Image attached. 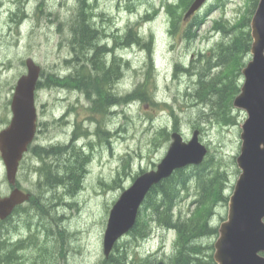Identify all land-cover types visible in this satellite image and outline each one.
Wrapping results in <instances>:
<instances>
[{"label":"rangeland","instance_id":"1","mask_svg":"<svg viewBox=\"0 0 264 264\" xmlns=\"http://www.w3.org/2000/svg\"><path fill=\"white\" fill-rule=\"evenodd\" d=\"M188 1L91 0L90 3L95 6L97 26L106 34L103 41L107 47L117 43L118 53L129 61L122 78L112 83V91L124 94L146 80L153 98L159 103L166 101L178 115V132L185 141L198 129L192 124L197 123L199 141L208 149L206 156L213 154L214 160L219 158L227 173L225 194L229 197L240 172L236 157L241 145L240 124L246 113L232 106L234 122L229 124L216 122L212 115L205 117L206 111L198 113L197 108L190 106L193 101L184 95L190 85L188 76L176 78L172 71L176 62L188 65L201 60V52L209 53L211 46L220 39L216 34V22L228 24L239 20L246 14L251 1L222 0L224 3L220 4V0H208L196 15L201 22L192 29L196 32L191 38L183 34L188 22L183 20ZM74 2L0 0V128L7 126L11 118L13 89L18 77L26 73L25 59L30 57L40 66L39 78L44 84L35 93L38 130L31 146L66 145L75 131L77 142L62 157L66 155L71 162L79 152L89 157L86 172L72 195L67 192L71 187L68 169L62 173L65 178L60 186H48L45 179L38 185L39 176L35 170L39 160L28 150L19 166L17 179L24 189L33 191V202L23 208L18 225L8 224L10 240L19 239L20 233L27 237L32 232L29 242L19 250L23 264H100L104 258L103 234L112 204L132 183L134 176L141 170L153 168L165 154L170 139L164 140L163 136L155 134L156 131L165 125L169 132L173 131L169 109L159 104L136 100L128 105L108 107L104 112L92 111L88 109L90 99L84 92L46 86L49 75L74 70L73 62L65 61L74 56L69 28ZM174 18H178L179 28L172 34L171 20ZM128 26L139 30L145 45H121ZM250 58L249 54L246 63ZM149 59L152 69L148 68ZM242 82L243 76L240 86ZM102 127L109 130L107 141L102 138ZM54 158L53 163L59 159ZM118 176L119 180L113 182ZM194 192L191 183L189 194ZM192 199L191 195L182 197L176 210L188 212L193 208ZM227 202L216 205L211 217L213 225L219 226L226 219ZM26 221L31 222L30 230ZM216 238H206L204 243L213 244ZM174 241L173 230L153 224L149 238L135 248L136 262L168 264L170 257L176 254Z\"/></svg>","mask_w":264,"mask_h":264},{"label":"trees","instance_id":"2","mask_svg":"<svg viewBox=\"0 0 264 264\" xmlns=\"http://www.w3.org/2000/svg\"><path fill=\"white\" fill-rule=\"evenodd\" d=\"M90 1L75 0L74 2L69 27L74 56L65 59L66 62H73L74 70L66 74L53 73L49 75L46 86H49V88L52 86L67 89L74 88L84 92L90 99L88 109L92 111L102 110L104 112L108 107H117L118 104L128 105L136 100H147L151 104H159L164 106L165 109L167 107L172 115L171 129L179 131L178 115L174 113L173 108L166 101L159 103L153 98V92L149 91L146 80L139 82L133 90L124 94H117L118 92L112 91V83H116L122 78L124 70L129 66V61L118 53L117 43L113 47H107L105 41H103V36L106 34L96 24L95 6ZM220 1V4L224 3L222 0ZM250 1L247 15L243 14L239 20L233 23L230 21L228 24L220 20L216 22L218 26L216 34L220 35V39L211 46L209 53L204 54L201 52L200 57L202 59L196 62L191 61L188 65L183 62H176L172 71L176 78L183 75L188 76L190 79V85L186 87L184 92L187 99L193 101L190 106L197 108L198 113L206 111L203 115L205 117L212 115L218 123L229 124L234 122L232 102L239 93V82L242 78L241 70L250 54L252 42L250 20L258 2V0ZM190 2L191 0L187 2L185 9ZM200 22L201 19L197 17L188 22L186 30L183 31L184 36L189 38L195 36L196 31H192V29ZM178 24V18L171 20L170 32L172 34L178 32ZM125 31L127 32L123 34L124 40L121 41V45L146 44V42H142V36L138 33L139 30L133 26H128ZM148 68H153L150 59ZM149 75L151 74L149 73ZM42 86L44 84L39 79L36 88L39 89ZM153 86L155 87V85ZM201 104H204L203 108H201ZM192 124H194V128L199 130L197 123ZM167 126L160 127L155 133L163 136L166 141L169 140L170 134ZM101 133L103 134V140L107 141L109 130L102 127ZM75 138L76 132L74 131L68 145L55 144L46 147L35 144L29 146L28 150H31L34 158L41 161H38V168L44 167L43 171L41 168L35 170L38 176L40 175L38 185L42 184L43 179H46L45 184L48 186L61 185L65 178L62 177V173L68 169L70 171L67 177L71 181V187H68L67 192L72 195L75 193L78 182L84 176L86 164L89 161V157L80 155V152L76 153L74 159L77 164L75 161L71 162L66 155L62 157L67 150L74 148L77 142ZM153 139H155V136ZM34 153L39 155L36 156ZM54 157L60 160H56V164L53 163ZM68 161L70 162L68 163ZM117 180H119V176L113 182ZM191 183L195 187L193 194H189ZM226 183L227 173L221 167V160L219 158L214 160L213 154L207 155L199 165H191L174 171L168 178L161 180L149 189L133 227L121 240L115 243L112 252L107 258L104 257L100 264H138L135 248H138L139 244L149 238L155 223L159 227L171 229L175 233L176 254L170 257L168 264H215L212 256L213 244L210 242L204 243V240L218 235V226L211 223V217L217 204L228 201L229 197L225 194ZM188 195L193 197L191 201L193 208L188 212H182L180 209L176 210L179 200ZM32 199L30 201H33ZM36 199L38 202L39 197L37 198V195ZM23 241V239H18L17 242H14V246L9 248L3 255L4 257L0 254V264H23V259H20L21 255L19 254V249L23 247ZM10 260L15 261L11 263Z\"/></svg>","mask_w":264,"mask_h":264},{"label":"water","instance_id":"3","mask_svg":"<svg viewBox=\"0 0 264 264\" xmlns=\"http://www.w3.org/2000/svg\"><path fill=\"white\" fill-rule=\"evenodd\" d=\"M206 0H193L185 13L187 19ZM251 58L242 68L243 82L233 99L246 118L240 124V151L236 165L240 170L227 203V216L218 228L213 247L215 264H264V0H258L250 20ZM26 73L15 83L10 101L9 124L0 131V153L6 179L14 185L17 169L36 132L35 90L40 66L25 59ZM169 146L154 168L138 174L122 190L109 210L102 240L104 257L134 225L139 208L149 189L187 165L202 163L207 148L199 141V131L184 140L178 131L170 132ZM29 194L15 187L0 197V218L28 200ZM157 264H164L159 261Z\"/></svg>","mask_w":264,"mask_h":264},{"label":"flooded vegetation","instance_id":"4","mask_svg":"<svg viewBox=\"0 0 264 264\" xmlns=\"http://www.w3.org/2000/svg\"><path fill=\"white\" fill-rule=\"evenodd\" d=\"M208 1V0H207ZM206 4V3H205ZM204 4V5H205ZM203 5V6H204ZM202 6V7H203ZM201 7V8H202ZM188 8V7H187ZM187 8L184 10V14L187 10ZM201 8L196 11L194 14H192L187 20L188 22H190L194 17H196L197 13L201 10ZM186 22V20H184ZM187 22V23H188ZM186 23V24H187ZM185 24V25H186ZM6 123V121H5ZM6 127V126H5ZM4 127V128H5ZM4 128H0V131ZM38 130V129H37ZM36 130V132H37ZM23 160V159H22ZM22 160L20 162H22ZM19 162V166L21 165V163ZM18 166V167H19ZM19 169V168H18ZM15 187L21 189L22 191L26 192L29 194V198L28 200H26L25 202H22L18 205H16L12 212L6 216L5 218H0V254L3 256L8 250L9 248L13 247L14 246V242H17L16 240H10L9 237H8V232H9V226L8 224L12 223V224H16L18 225V217H21L22 213H23V210L25 209V205H28L29 203H31L30 199L33 198L34 196V193L29 191L28 189H24L20 183L18 182V179H17V174H16V181H15V184L12 185L10 183H8L7 179H6V168H5V165L3 163V160L1 158V153H0V197L3 198V197H6L11 191L12 189H14ZM32 193V194H31ZM32 195V196H31ZM24 208V209H23ZM26 224H28V230H30V225H31V222L29 221H26ZM11 232V230H10ZM18 238L19 239H23V245H25L27 242H29V240L31 239V237L29 236H32V232H29V235L27 237H24L22 236V234L20 233ZM26 238V239H25ZM9 247V248H8ZM19 248V247H18ZM17 248V249H18ZM22 249V248H21ZM7 250V251H6ZM20 250V249H19Z\"/></svg>","mask_w":264,"mask_h":264},{"label":"bare ground","instance_id":"5","mask_svg":"<svg viewBox=\"0 0 264 264\" xmlns=\"http://www.w3.org/2000/svg\"><path fill=\"white\" fill-rule=\"evenodd\" d=\"M83 3H84V2H83ZM88 23H89V22H88ZM90 24H91V23H90ZM92 27H93V26H92ZM95 28H96V27H95ZM95 28H94V29H95ZM109 51H110V50H109ZM115 58H116V57H115ZM117 58H118V56H117ZM111 63H112V62H111ZM126 64H127V63H126ZM109 65H110V64H109ZM188 67H189V66H188ZM178 68H180V67H178ZM176 70H177V69H176ZM176 70H175V71H176ZM182 70H183V68H182ZM185 72H186V71H185ZM193 73H194V72H193ZM193 73H191V74H193ZM187 74H188V73H187ZM192 76H193V75H192ZM195 76H196V75H195ZM206 76H207V75H206ZM194 80H196V79H194ZM197 80H198V79H197ZM195 87H196V86H195ZM197 90H198V88H197ZM110 91H111V90H110ZM104 93H105V92H104ZM87 94H88V92H87ZM107 94H108V93H107ZM111 94H112V93H111ZM105 96H106V95H105ZM108 96H109V95H108ZM108 96H107V97H108ZM110 96H111V95H110ZM99 98H101V97H99ZM111 98H113V97H111ZM101 100H102V99H101ZM108 100H109V99H108ZM116 100H117V99H116ZM98 102L100 103V101H98ZM108 102H109V101H108ZM99 103H98V104H99ZM102 103H103V102H102ZM102 103H101V104H102ZM114 103H115V102H114ZM116 103H117V102H116ZM199 104H200V103H199ZM102 105H103V104H102ZM106 105H107V104H106ZM111 105H112V104H111ZM201 105H202V104H201ZM112 107H113V106H112ZM109 108H110V107H109ZM111 112H113V111H111ZM203 112H204V111H203ZM59 119H60V118H59ZM107 132H108V131H107ZM106 140H107V139H106ZM69 143H70V142H69ZM105 143H106V142H105ZM67 145H68V143H67ZM64 147H65V146H64ZM57 149L59 150V148H57ZM64 149H65V148H64ZM38 151H39V150H38ZM46 151H47V150H46ZM56 151H57V150H56ZM63 151H64V150H63ZM43 152H44V151H43ZM64 152H65V151H64ZM45 153H46V152H45ZM45 153H44V154H45ZM68 153H69V152H68ZM34 154H35V153H34ZM81 154H82V153H81ZM32 155H33V154H32ZM35 155H36V154H35ZM38 155H39V154H38ZM38 155H36V156H38ZM46 155H47V154H46ZM45 157H46V156H45ZM84 157H85V156H84ZM38 158H40V157H38ZM54 160H56V159H54ZM58 160H59V159H58ZM39 161H40V160H39ZM59 161H60V160H59ZM40 162H41V161H40ZM42 162H44V161H42ZM47 162H48V161H47ZM55 162H56V161H55ZM20 163H21V162H20ZM21 164H22V163H21ZM43 164H44V163H43ZM45 165H46V164H45ZM45 165H44V166H45ZM53 165H54V164H53ZM58 165H59V164H58ZM28 168H29V167H28ZM39 168H41V167H39ZM39 168H38V169H39ZM43 168H44V167H43ZM43 168H41V170H42ZM34 169H35V168H34ZM27 171H28V170H27ZM38 171H39V170H38ZM42 171H43V170H42ZM79 175H80V174H79ZM33 176H34V175H33ZM39 176H40V175H39ZM46 178H48V177H46ZM48 179H49V178H48ZM43 180H44V179H43ZM43 180H42V181H43ZM45 180H46V179H45ZM48 181H49V180H48ZM44 182H45V181H44ZM33 184H34V183H32V185H33ZM36 184H37V183H36ZM47 184H48V183H47ZM34 185H35V184H34ZM34 185H33V186H34ZM49 186H50V185H49ZM59 186H60V185H59ZM33 188H34V187H33ZM46 189H47V188H46ZM58 189H59V188H58ZM35 190H36V189H35ZM47 190H48V189H47ZM48 191H49V190H48ZM32 192H33V191H32ZM31 194H32V193H31ZM31 196H32V195H31ZM35 199H36V198H35ZM35 201H36V200H35ZM32 202H33V201H32ZM33 204H34V203H33ZM33 204H32V206H33ZM35 204H36V203H35ZM35 206H36V205H35ZM35 210H36V209H35ZM27 213H28V212H27ZM37 214H38V213H37ZM29 216H32V215H29ZM33 222H34V221H33ZM144 240H145V239H144ZM22 244H23V243H22ZM19 245H20V244H19ZM8 248H9V247H8ZM6 251H7V250H6ZM3 257H4V256H3ZM8 258H9V257H8ZM14 259H15V258H14ZM10 261H11V260H10ZM13 261H15V260H12L11 263H12ZM2 262H3V261H2ZM9 263H10V262H9ZM14 264H16V263H14Z\"/></svg>","mask_w":264,"mask_h":264}]
</instances>
